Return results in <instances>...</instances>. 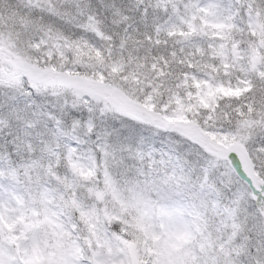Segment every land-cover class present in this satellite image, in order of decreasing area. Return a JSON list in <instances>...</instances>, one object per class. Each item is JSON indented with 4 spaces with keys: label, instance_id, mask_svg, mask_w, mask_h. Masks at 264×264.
I'll use <instances>...</instances> for the list:
<instances>
[{
    "label": "snow or ice",
    "instance_id": "1",
    "mask_svg": "<svg viewBox=\"0 0 264 264\" xmlns=\"http://www.w3.org/2000/svg\"><path fill=\"white\" fill-rule=\"evenodd\" d=\"M0 264H264V0H0Z\"/></svg>",
    "mask_w": 264,
    "mask_h": 264
}]
</instances>
